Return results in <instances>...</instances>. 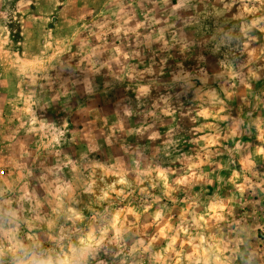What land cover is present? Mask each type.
I'll use <instances>...</instances> for the list:
<instances>
[{
  "label": "rangeland",
  "instance_id": "374dc122",
  "mask_svg": "<svg viewBox=\"0 0 264 264\" xmlns=\"http://www.w3.org/2000/svg\"><path fill=\"white\" fill-rule=\"evenodd\" d=\"M0 264H264V0H0Z\"/></svg>",
  "mask_w": 264,
  "mask_h": 264
}]
</instances>
